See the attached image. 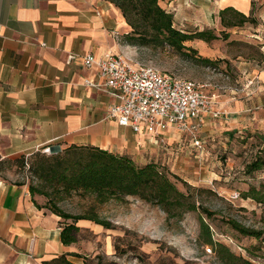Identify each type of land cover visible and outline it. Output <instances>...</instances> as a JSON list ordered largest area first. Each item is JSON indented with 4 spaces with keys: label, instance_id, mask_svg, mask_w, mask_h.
<instances>
[{
    "label": "crops",
    "instance_id": "0c3cea01",
    "mask_svg": "<svg viewBox=\"0 0 264 264\" xmlns=\"http://www.w3.org/2000/svg\"><path fill=\"white\" fill-rule=\"evenodd\" d=\"M161 4L173 13L175 26L188 32L220 30L219 11L234 7L257 21L258 34L252 35L259 39L264 55V0ZM128 31L121 11L107 0H0V264H63L61 257L89 264L75 255L80 253L77 242L63 243L61 217L36 206L29 184L3 175L8 162L45 147L79 145L129 155L144 164L160 160L176 174L181 169L188 139L184 134H192L177 128L158 134L137 132L121 125L109 117L111 105L120 100L118 92L104 85L97 67L85 65L87 54L100 58L126 52L123 38ZM239 32L244 33L243 27ZM70 53H75L72 60ZM243 73L256 77L264 91V60L245 66ZM211 95L218 113L203 116L204 129H213L219 121L228 123L232 133L264 123L262 113H250L251 102L231 97L222 110L216 95ZM257 99L264 102V94ZM196 139L202 147L203 139L196 134L190 145ZM84 221L77 225L82 227Z\"/></svg>",
    "mask_w": 264,
    "mask_h": 264
},
{
    "label": "rangeland",
    "instance_id": "374dc122",
    "mask_svg": "<svg viewBox=\"0 0 264 264\" xmlns=\"http://www.w3.org/2000/svg\"><path fill=\"white\" fill-rule=\"evenodd\" d=\"M242 27L244 33L239 32ZM212 29L220 38L207 42L205 46H199L195 40L189 42L200 55L215 60L212 66L182 57L172 49L161 51L139 47L129 43L125 37L123 43L127 50L121 53L134 62L153 65L175 76L209 83L206 92L216 95L221 109L233 97L251 102L252 115H264V102L257 99L264 91L256 77H247L243 73L245 66L264 60L259 39L252 35L258 34L257 21ZM230 29L238 32L228 31ZM227 126L228 123L219 121L213 129L202 126L196 133L203 139L202 147L195 143L190 145L192 133L184 134L188 139L183 147V161L178 174L160 160L157 162L161 169L172 175L181 189H187L185 183L200 189L198 201L215 212L213 218L205 219L212 226L213 243L199 237V211L169 219L160 207L135 197L99 204L91 196L80 193L62 194L58 203L67 212L86 214L95 210L112 225L105 228L84 219L87 221L82 222L78 233L76 244L80 253L77 254L89 264H264V241L244 235L226 222L235 219L245 226L264 229V201L259 202L251 195L257 192L264 196V167L251 173L247 171L250 162L264 159V123H255L248 129L241 127L240 131L232 133ZM62 151L58 147H45L26 156L23 165L18 159L10 161L3 168V175L10 181L33 182L44 188L46 184L36 173L38 164L43 157L55 156ZM47 189L50 196L55 197L54 191L50 187ZM237 193L239 195L235 197ZM36 196L43 208L50 211L46 207L49 206L48 197ZM61 219L63 223L72 222L71 219ZM216 243L228 247L235 257L221 256Z\"/></svg>",
    "mask_w": 264,
    "mask_h": 264
},
{
    "label": "trees",
    "instance_id": "16d2710c",
    "mask_svg": "<svg viewBox=\"0 0 264 264\" xmlns=\"http://www.w3.org/2000/svg\"><path fill=\"white\" fill-rule=\"evenodd\" d=\"M113 3L122 13L129 31L125 39L136 46L154 49H172L178 55L187 59L199 61L206 66H212L215 60L199 54L197 48L189 45L194 40L210 42L220 38L212 28L183 31L174 24V15L166 9L161 2L164 0H107ZM221 24L224 27L243 25L255 21L234 7H226L219 11ZM227 35V34H226ZM25 155L17 158L20 164L25 163ZM16 160V159H15ZM264 167V159H256L247 165L248 173ZM37 176L44 181L46 187H40L33 182L29 184L30 192L36 206L43 208L34 197L42 194L48 197L51 212L61 218L72 222L64 223L61 239L66 245L78 241L80 227L77 222L88 219L111 228L107 220L102 219L95 210L86 214H72L64 210L58 203L62 194L80 193L91 196L96 203L103 204L109 201H125L135 197L153 206L160 207L167 213V218H182L187 212L199 211L200 234L199 237L206 242L213 243L212 226L206 218H213L215 212L206 207L197 199L199 188L185 183L187 189H181L172 175L160 166L151 162L139 165L129 155H120L96 146L71 145L55 156L43 157L36 169ZM178 179L177 176H173ZM22 184L24 182H18ZM54 191V196L47 189ZM194 189V191L192 190ZM259 202L264 196L257 192L251 193ZM226 222L244 235L254 236L264 241V229L245 226L235 219ZM219 245L221 256L235 257L234 253L223 244ZM75 255H78L77 253ZM63 264H76L65 257ZM61 264V263H58Z\"/></svg>",
    "mask_w": 264,
    "mask_h": 264
},
{
    "label": "built area",
    "instance_id": "2783aa9c",
    "mask_svg": "<svg viewBox=\"0 0 264 264\" xmlns=\"http://www.w3.org/2000/svg\"><path fill=\"white\" fill-rule=\"evenodd\" d=\"M74 57L75 53L69 54V60ZM84 62L97 67L104 85L119 94L120 100L111 105L109 117L137 132L144 129L158 134L177 128L195 135L203 126L204 115L218 113L214 96L206 92L207 82L175 76L153 65L134 62L122 53L109 52L100 58L87 54ZM195 143L198 145L199 140Z\"/></svg>",
    "mask_w": 264,
    "mask_h": 264
}]
</instances>
